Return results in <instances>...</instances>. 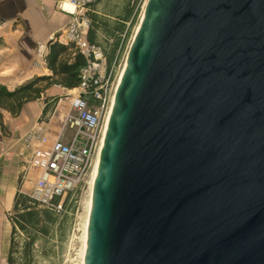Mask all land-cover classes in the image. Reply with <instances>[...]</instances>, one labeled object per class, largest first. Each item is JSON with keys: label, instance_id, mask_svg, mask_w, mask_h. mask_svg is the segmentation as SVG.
I'll list each match as a JSON object with an SVG mask.
<instances>
[{"label": "water", "instance_id": "obj_1", "mask_svg": "<svg viewBox=\"0 0 264 264\" xmlns=\"http://www.w3.org/2000/svg\"><path fill=\"white\" fill-rule=\"evenodd\" d=\"M114 96L85 264H264V0H147Z\"/></svg>", "mask_w": 264, "mask_h": 264}, {"label": "crops", "instance_id": "obj_2", "mask_svg": "<svg viewBox=\"0 0 264 264\" xmlns=\"http://www.w3.org/2000/svg\"><path fill=\"white\" fill-rule=\"evenodd\" d=\"M59 0H0V19L6 25L0 27V85L13 90L41 76H53L54 82L47 86L42 96L24 103L19 114L13 115L2 110L3 127L0 125V264H8L11 246L12 223L8 214L12 211L19 187L23 190L25 163L31 151L21 157L27 142L32 148L45 149L48 145L34 137L26 140L27 134L38 126L45 128L49 143L56 141L70 113L68 94L77 89L70 88V81L64 75H54L47 60H37L39 43L47 44L46 59L56 42L69 47L62 60L72 64L76 49L59 35L69 21V14L58 9ZM139 0H98L90 6L92 25L89 39L104 50L107 64L110 65L119 54L122 42L128 39L134 20L138 14ZM112 57V59H111ZM46 86V82L42 84ZM86 98L88 95L86 94ZM73 129L67 128L63 136L69 141ZM27 141V142H26ZM24 161V162H21ZM35 174L38 171L33 169ZM23 173V174H22ZM33 174V173H31ZM31 174L26 179L31 178ZM23 177V178H21ZM14 195L10 207L5 206L8 193Z\"/></svg>", "mask_w": 264, "mask_h": 264}, {"label": "built area", "instance_id": "obj_3", "mask_svg": "<svg viewBox=\"0 0 264 264\" xmlns=\"http://www.w3.org/2000/svg\"><path fill=\"white\" fill-rule=\"evenodd\" d=\"M98 0H59L58 9L69 14L70 18L59 35L63 40L73 43L86 58L87 63L80 71V85L74 93L68 94L70 113L65 119L59 138L49 143L45 128L38 126L26 136V140L34 137L48 145L45 149L32 148L29 142L21 151L23 157L31 151L30 167L37 170L34 182L33 198L40 207L62 213L67 196L76 190H82L90 181L96 161L100 156L107 128L112 100L114 98L121 71L126 64V49L120 52L109 67L104 50L90 42L89 31L92 20L89 15L90 6ZM71 5L72 9L67 5ZM6 21L0 19V27ZM47 44L39 43L37 60L46 61ZM120 70V71H119ZM95 85L94 98L97 105H90L86 94L91 85ZM67 128L73 129L69 141L63 136ZM1 146V142H0ZM90 184V183H89Z\"/></svg>", "mask_w": 264, "mask_h": 264}, {"label": "trees", "instance_id": "obj_4", "mask_svg": "<svg viewBox=\"0 0 264 264\" xmlns=\"http://www.w3.org/2000/svg\"><path fill=\"white\" fill-rule=\"evenodd\" d=\"M129 34L130 32L127 33V36ZM71 45L76 49L72 64L61 59V56L67 53L69 47L59 42L52 45L53 49L46 60L54 75H64L70 81V88H77L81 81V68L86 65L87 60L73 43ZM125 45L126 40L122 42L119 54L124 50ZM44 82H46V86H42ZM53 82V76H41L13 90L5 85H0V125L3 127L2 110H8L13 115L19 114L24 103L41 97L45 88ZM94 89L95 85L92 84L88 89V98H86L92 106L98 104L93 96ZM79 194L80 190L69 194L63 212L56 213L51 209L40 207L39 203L31 196L23 193L21 187H19L9 217L13 229L8 264H36L37 255L47 253V242L61 234L64 235L69 212L74 213Z\"/></svg>", "mask_w": 264, "mask_h": 264}, {"label": "rangeland", "instance_id": "obj_5", "mask_svg": "<svg viewBox=\"0 0 264 264\" xmlns=\"http://www.w3.org/2000/svg\"><path fill=\"white\" fill-rule=\"evenodd\" d=\"M146 3L147 0H139L138 14L134 20L128 39L126 40L125 54L129 51L134 35L136 34V30L141 22ZM29 174H31V178L26 179V176ZM34 174L35 172L33 168L30 167L29 162L25 163V170L23 174L25 178L21 177L23 178V181L26 180L23 183V190L29 192L31 195L34 190V182L32 180ZM90 187L91 185L88 183L82 190H80L75 211L74 213L69 212V218L64 229V235L61 234L47 242V253L45 252L37 255L36 264H82L91 196ZM10 214L11 211L8 214V218L10 217Z\"/></svg>", "mask_w": 264, "mask_h": 264}, {"label": "bare ground", "instance_id": "obj_6", "mask_svg": "<svg viewBox=\"0 0 264 264\" xmlns=\"http://www.w3.org/2000/svg\"><path fill=\"white\" fill-rule=\"evenodd\" d=\"M67 7L70 8V9H72V6L69 5V4L67 5ZM144 13H145V10H144ZM144 13H143V16H144ZM143 16H142V17H143ZM138 29H139V26H138V28H137V30H136V34H137ZM136 34H135V35H136ZM135 35H134V37H135ZM125 67H126V64L124 65V68H123L122 71H121V75H120L119 80H118V85H119L120 79H121V77H122V75H123V72H124V70H125ZM118 85H117V86H118ZM114 98H115V96H114ZM114 98H113V100H112V105H111L110 114H111V111H112V108H113ZM105 133H106V130H105V132H104V137H105ZM99 162H100V156L98 157V159H97V161H96V164H95V167H94L93 173H92L91 178H90V181H89V183H90V185H91V187H90V188H91V196H90V205H89V215H90L91 202H92V193H93L94 184H95L96 177H97V173H98ZM13 195H14V191L11 190V191L8 193L7 198H6V200H5V206H6V207H10V206H11V204H12V199H13ZM89 215H88V221H89ZM88 221H87V228H86L85 245H84V255H83V262H82V264H85V257H86V244H87V233H88Z\"/></svg>", "mask_w": 264, "mask_h": 264}]
</instances>
